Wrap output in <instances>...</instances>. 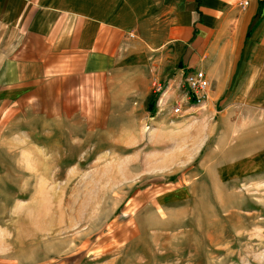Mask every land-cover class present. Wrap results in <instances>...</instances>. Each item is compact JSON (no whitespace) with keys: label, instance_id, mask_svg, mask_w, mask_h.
<instances>
[{"label":"rangeland","instance_id":"1","mask_svg":"<svg viewBox=\"0 0 264 264\" xmlns=\"http://www.w3.org/2000/svg\"><path fill=\"white\" fill-rule=\"evenodd\" d=\"M164 83L93 135L71 123L27 140L5 124L0 264H264V172L218 179L216 117Z\"/></svg>","mask_w":264,"mask_h":264},{"label":"crops","instance_id":"2","mask_svg":"<svg viewBox=\"0 0 264 264\" xmlns=\"http://www.w3.org/2000/svg\"><path fill=\"white\" fill-rule=\"evenodd\" d=\"M199 71L210 82L202 108L217 119L208 159L218 179L264 172V0H0V130L9 122L10 137L61 138L71 123L103 132L142 110L157 82L179 100Z\"/></svg>","mask_w":264,"mask_h":264},{"label":"built area","instance_id":"3","mask_svg":"<svg viewBox=\"0 0 264 264\" xmlns=\"http://www.w3.org/2000/svg\"><path fill=\"white\" fill-rule=\"evenodd\" d=\"M186 83L189 88L190 93L194 96L196 105L201 104L204 102V91L207 90L209 87V81L206 78L204 72H196L195 74L187 75L186 76ZM201 94V96H200ZM203 98V101H202ZM181 107L178 106L175 108L176 113H181Z\"/></svg>","mask_w":264,"mask_h":264},{"label":"trees","instance_id":"4","mask_svg":"<svg viewBox=\"0 0 264 264\" xmlns=\"http://www.w3.org/2000/svg\"><path fill=\"white\" fill-rule=\"evenodd\" d=\"M192 100H193V103L196 104V102H195V101H196L195 98H193ZM153 111H154V106H152V108H151V112H153Z\"/></svg>","mask_w":264,"mask_h":264}]
</instances>
